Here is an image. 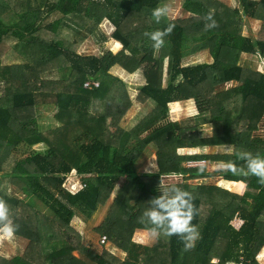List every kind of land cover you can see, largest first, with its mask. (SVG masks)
Returning <instances> with one entry per match:
<instances>
[{
	"label": "trees",
	"instance_id": "obj_1",
	"mask_svg": "<svg viewBox=\"0 0 264 264\" xmlns=\"http://www.w3.org/2000/svg\"><path fill=\"white\" fill-rule=\"evenodd\" d=\"M162 1L0 0V198L18 226L14 238L27 242L23 255L0 257V264H258L257 254L264 247V186L255 176L230 171L222 177L235 182L233 191L238 192L244 187L238 182L243 181L241 196L188 184L189 177L207 175L202 167H183L188 161L243 162L235 151L210 157L177 154V150L233 144L235 150L264 158V139L251 136L264 113V73L247 70L240 62L241 54L264 59V39L241 35L240 21L241 16L261 20L264 28V0H239V7L232 10L215 1L183 0V9L193 17L157 24L150 14ZM92 6L100 13L95 18ZM210 10L218 26L205 30L204 17ZM55 12L62 18L45 22ZM66 18L76 25H69ZM92 18V26L87 27ZM103 18L114 26L111 37L122 50L78 53L77 39L94 36ZM168 24L175 28L155 57L152 42L143 33L163 30ZM101 41L103 35L95 42ZM204 50L210 53L211 63L185 65L184 59ZM9 51L24 62L4 63ZM115 67L129 75L141 71L145 79L137 99L151 103L152 110L134 126L120 124L131 103L114 102L122 85L111 73ZM66 69L67 78L56 82L39 77ZM85 82L98 86L84 88ZM230 82L237 86L212 93L216 86ZM186 100H194L199 110L193 123L168 121V105ZM41 108L55 110V127H37ZM203 125H210L211 136L179 137V130ZM150 144L157 146L158 170L138 174L137 159ZM38 145L44 149H35ZM72 170L81 180L74 193L63 187ZM121 178L124 182L111 210L94 231L125 254L123 261L109 250L90 251L71 227L74 219L90 220ZM163 179L173 180L169 186L194 197L197 215L192 223L201 238L190 251L183 250L177 236H161L166 244L148 250L132 241L135 231L146 230L140 218L148 201L162 194ZM6 187L17 190L21 198L7 195L2 189ZM226 196L229 199L223 200ZM235 217L242 220L238 229L231 225Z\"/></svg>",
	"mask_w": 264,
	"mask_h": 264
},
{
	"label": "rangeland",
	"instance_id": "obj_2",
	"mask_svg": "<svg viewBox=\"0 0 264 264\" xmlns=\"http://www.w3.org/2000/svg\"><path fill=\"white\" fill-rule=\"evenodd\" d=\"M211 2L215 1L219 5H222L228 9H237L239 7V0H210ZM252 1H258V0H252ZM168 4L170 6V13L165 18V20H186L193 15L186 12L183 9L182 3L183 0H164L160 3L162 4ZM212 6V5H209ZM93 10L91 13V17H96L100 13L96 11L98 7L92 6ZM62 15L55 12L49 17L46 18L45 22H51L56 19H61ZM94 18L91 19V21L87 22V27L92 26V23L94 22ZM238 19V18H237ZM66 21L69 22V25H76L70 23L69 19L66 18ZM241 21V35L249 37L253 40L256 39H264V28H263V22L261 20H255L246 16L240 17ZM97 33H95L94 36L89 35L84 40L80 41L77 39V42L79 43L77 46V52L82 55H102L106 51H110L113 54H117L122 50V45H120L118 42H116L112 37L111 34L114 31V26L110 24L107 19H101L98 27H97ZM64 35L69 37L68 34H66L65 31H63ZM100 33V34H99ZM103 35L105 37V41L101 42H95L97 39H99V36ZM155 57H157V53H155ZM240 62L241 65H243L244 68H248L247 70H250L252 72H258V73H264V59L259 57L257 54H241L240 56ZM24 58H21V56L17 55L16 53H12V51H9L6 56L4 57V63L8 64H16L23 63ZM212 58L210 53L207 50L204 51H198L195 54H193L191 57L184 59L185 65H191V64H200V63H211ZM69 70H62L58 71L54 74L53 73H43L41 76H39L44 82H56L58 79H65L68 76ZM166 71H167V61L163 63V84H166ZM111 73L115 75L116 77L120 78L122 81V85L117 89L116 95L114 97V102L117 105L122 104L125 100H128L131 103L130 109L127 111L123 121L120 122L122 126L131 125L134 126L137 122L142 121L146 114H148L152 110V104L149 102H140L138 99L139 97V89L145 84V79L143 77V74L141 71H137L136 73L129 75L122 71L119 67H115L111 70ZM237 86L235 82H230L224 85H219L213 88L212 93H220L223 91H226L230 88H233ZM138 98V99H137ZM40 115L36 119V125L39 129L43 130L47 127H55L56 124L53 120V114L55 113L54 109H40ZM199 110L197 108V105L194 100H186V101H179L176 104H169L168 105V115L167 120L171 122L180 121L184 125H187V123H193L192 119L198 114ZM94 113V112H93ZM179 137L181 140H187L191 138H197V137H209L212 135V130L210 125H203L201 128H185L183 130L178 131ZM146 133H144L141 137H144ZM252 137L261 138L264 139V113L261 117L260 121L258 122L256 126V130H254L251 133ZM155 146V147H154ZM35 149L41 151L44 149L43 145H38L35 147ZM158 150L156 145H148L145 149L142 155L139 156L136 162V171L138 174L143 173H154L158 170V156H157ZM182 155H195V154H204L208 155L210 157L218 155V154H230L232 152H229L225 149V147H205L202 149H178L177 154ZM201 161H190L183 164V167L185 168H195V167H202L205 169V173L207 174L205 177L201 178H187L186 183L188 184H200V185H207V186H214L218 187L219 189H226L228 193L235 194V195H243L242 192L233 191L232 182L224 180L222 177L223 170H219L217 168V162H211V161H204L207 162L206 164H202ZM76 171L72 170L71 173H69L65 177V181L63 183V187L70 191L74 192L78 187H80V177L75 174ZM124 182V178H121L117 181L116 188L110 193L106 203L104 206L98 207V210L95 212V214L92 216V218L88 221H84L81 219H74L71 222V227L74 232L78 233L81 238V242L84 246H86L90 251L95 252L97 254H100L103 250H109L111 253H114L113 255L116 256L119 261H123L125 258V254L121 253L118 250H115L113 245H111L108 241L105 242V244L100 243L101 236H99L94 230L96 227H98L105 219L106 215L111 210L112 202L116 196L117 189L122 185ZM173 180L171 179H163V185L162 187H168L171 185ZM235 185V184H234ZM233 185V186H234ZM4 192L9 196H16L20 197L21 195L18 193L17 190L14 188L11 189L7 187L2 188ZM227 196L223 200H228ZM204 212L201 215V221L204 220L203 216L205 213L209 211V207L203 209ZM234 224V223H232ZM234 226H236L234 224ZM132 241L134 243L142 246L146 250L151 249L154 245H157L158 243L162 245L166 244V240L163 237H160L159 239H154L150 235V233L146 230H137L133 234ZM223 241L222 244L219 243V250L223 247ZM160 246V247H161ZM141 247V248H142ZM27 249V242L24 240H16L13 238L12 240L3 241L0 242V257L7 259H10L11 257L15 255H23ZM142 251L139 252L141 254ZM191 253V252H190ZM74 255H77L74 253ZM256 260L258 264H264V247L259 251L257 254ZM213 263H216L217 260L214 259L212 261Z\"/></svg>",
	"mask_w": 264,
	"mask_h": 264
},
{
	"label": "clouds",
	"instance_id": "obj_3",
	"mask_svg": "<svg viewBox=\"0 0 264 264\" xmlns=\"http://www.w3.org/2000/svg\"><path fill=\"white\" fill-rule=\"evenodd\" d=\"M170 11L168 4L158 5L151 10V19L159 24L167 18ZM204 19L208 21L205 23V30L218 26L213 19L211 10ZM174 28V24H168L163 30L158 29L143 33L152 42L154 54L165 46V37L170 36ZM224 147L229 152L235 151L237 159L243 164L237 165L236 161L232 160L219 161L217 162L219 170L230 171L233 175L238 176H255L257 182L264 186V158L259 154L253 155L251 152L235 150L233 144H224ZM201 163L206 164L207 162L202 161ZM203 170L204 168H201V171ZM162 184L163 181L161 180L159 191L162 194L148 201V207L142 213L140 223L146 227L152 238L177 236L184 245L183 250L190 251L201 238L198 226L192 223L197 215V209L193 203L194 197L176 185L161 187ZM17 229L18 226L11 217L9 205L0 198V242L12 240Z\"/></svg>",
	"mask_w": 264,
	"mask_h": 264
},
{
	"label": "crops",
	"instance_id": "obj_4",
	"mask_svg": "<svg viewBox=\"0 0 264 264\" xmlns=\"http://www.w3.org/2000/svg\"><path fill=\"white\" fill-rule=\"evenodd\" d=\"M7 46H9V45H7ZM175 103H177V102H175ZM172 104H174V103H172ZM180 154V153H179ZM198 154V153H197ZM188 162H190V161H188ZM233 184H232V187L234 188V184H235V182H232ZM238 183H241V184H243V189H242V193H244V191H245V184L244 183H242V182H238ZM234 185V186H233ZM226 190V189H225ZM242 195V194H241ZM240 195V196H241ZM232 223H234L236 226H234V224H232ZM242 224V220L240 219V218H238V217H235L233 220H232V222H231V225L235 228V229H238L239 227H240V225ZM144 231V230H143ZM115 250H118V249H116L115 248ZM119 251V250H118ZM121 252V251H120ZM122 253V252H121ZM112 254H114V253H112Z\"/></svg>",
	"mask_w": 264,
	"mask_h": 264
},
{
	"label": "built area",
	"instance_id": "obj_5",
	"mask_svg": "<svg viewBox=\"0 0 264 264\" xmlns=\"http://www.w3.org/2000/svg\"><path fill=\"white\" fill-rule=\"evenodd\" d=\"M91 86H94V87H97L98 86V84L96 83V82H93V83H91V82H85L84 84H83V87L84 88H89V87H91ZM78 189V188H77ZM76 189V190H77ZM76 190H74V192L76 191ZM73 192V193H74ZM106 242V239L104 238V237H102L101 239H100V243L101 244H104Z\"/></svg>",
	"mask_w": 264,
	"mask_h": 264
}]
</instances>
